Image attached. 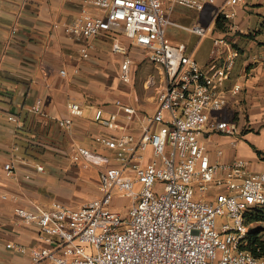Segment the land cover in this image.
Segmentation results:
<instances>
[{"label":"built area","instance_id":"2783aa9c","mask_svg":"<svg viewBox=\"0 0 264 264\" xmlns=\"http://www.w3.org/2000/svg\"><path fill=\"white\" fill-rule=\"evenodd\" d=\"M82 1L100 14L84 11L66 29L92 39L103 31L123 28L163 68L165 84L152 114L142 115L121 101L116 102L119 111L110 116L97 108L95 120L108 128L119 127L120 112L129 121L137 116L140 134L98 135L96 140L113 150L112 156L75 145L73 161L98 168L99 195L78 206L55 201L50 208H16L22 223L39 226L45 245L8 243L7 247L28 252L32 264H264V256L247 247L250 224L246 222L248 213L264 208V173L251 171L244 159L212 161L200 139L205 126L230 135L238 132L235 121L214 115L241 90L239 84L231 89V96L221 90L237 53L232 51L222 64L205 69L187 52L186 44L174 43L168 35L170 26H179L205 36L209 27L185 26L171 14L177 6L203 10L219 0ZM241 1L223 0L214 18L232 17L224 6ZM213 43L217 48L227 42L214 38ZM112 48L124 55L120 78L130 83L133 59L128 47L115 39ZM81 51L89 56L87 47ZM33 109L39 111L40 104ZM69 109L71 115L59 122L67 130L72 129L74 117L83 114L78 103H70ZM8 118L20 122L14 114ZM4 169L7 176L16 175L13 156ZM136 183L142 184L139 191ZM123 191L129 201L117 205V195ZM122 206L127 208L125 213L118 209Z\"/></svg>","mask_w":264,"mask_h":264},{"label":"crops","instance_id":"0c3cea01","mask_svg":"<svg viewBox=\"0 0 264 264\" xmlns=\"http://www.w3.org/2000/svg\"><path fill=\"white\" fill-rule=\"evenodd\" d=\"M238 6L228 10L232 17L221 16L225 28L217 27L215 21L210 36L201 37L178 26L193 35V41L186 43L182 33L171 27L168 32L174 43L186 44L187 52L205 69L222 64L232 51L237 53L221 90L229 96L236 84L241 90L214 115L235 121L238 132L230 135L206 126L200 139L212 161L244 159L251 171L264 173V9L256 8L263 13L250 23L239 18ZM182 8H175L173 15L181 16L173 20L185 26L198 25L184 22L187 18ZM84 11L92 15L101 12L82 0H0V264H32L28 252L8 248V243L45 245L39 226L22 223L16 208H50L55 201L78 206L99 195L98 168H85L80 160L73 161L75 145L112 156L113 150L96 140L98 135L140 134L137 116L129 121L120 112L119 127L108 128L95 120L97 108L110 116L119 111L116 102L121 101L135 106L142 115L151 114L149 110L154 105L156 109L158 93L165 84L163 68L152 62L148 51L133 43L123 28L103 31L92 39L69 32L67 25ZM214 38H224L227 43L216 48ZM115 39L128 47L133 59L131 83L120 78L124 55L113 51ZM84 47L88 48L87 57L81 51ZM72 102L81 105L83 114L74 117L72 129L67 130L59 122L71 115ZM39 104L40 110L35 111L33 107ZM8 114L18 116L19 124L9 120ZM12 156L17 171L10 177L4 166ZM39 165L43 170L37 169ZM58 171L63 173L56 178ZM250 227L264 238V221H254Z\"/></svg>","mask_w":264,"mask_h":264},{"label":"rangeland","instance_id":"374dc122","mask_svg":"<svg viewBox=\"0 0 264 264\" xmlns=\"http://www.w3.org/2000/svg\"><path fill=\"white\" fill-rule=\"evenodd\" d=\"M258 4H261V5H258ZM211 6H213L214 8L211 9V11H209V7L211 8ZM217 7H218L217 5H211V4L206 5L203 10L189 9V8L184 7L181 9L182 11H184V13H183L185 15L184 17L187 18V21L184 20V22L186 24L197 23L198 25H201L204 27H209L207 35L210 36L213 34V32L215 30V21L216 20L213 19V16L216 13ZM231 8L232 7L228 6V5L224 6L225 11L231 10ZM256 8H258V9L263 8L264 9V0H242L238 6L239 18H243L245 20H248V22H250V23L254 22L260 16L259 12L263 13V10L261 11V10H258ZM174 15L171 14L172 19H176L177 18L176 16H181V15H176V14H174ZM170 27L173 28L174 31H177V33H182L181 35L183 37L184 42L190 43V41H193V35L191 33L183 31L178 26H170ZM168 35H169V32H168ZM136 80H137V78H136ZM141 93H143V92H141ZM140 100H141V102H144L143 99L140 98ZM154 110H155V105L152 108H150L149 112L152 114L154 112ZM160 127H161V125L159 124L158 128H160ZM59 173H63V172L58 171L57 174H54L56 178L58 177ZM141 187H142L141 183H136L135 190L139 191L141 189ZM128 201L129 200H128V197H127L125 191L118 193L117 200H116L117 205L128 203ZM118 209L123 213H125L127 211L126 206L119 207Z\"/></svg>","mask_w":264,"mask_h":264},{"label":"trees","instance_id":"16d2710c","mask_svg":"<svg viewBox=\"0 0 264 264\" xmlns=\"http://www.w3.org/2000/svg\"><path fill=\"white\" fill-rule=\"evenodd\" d=\"M216 26L219 28H225V23L221 17L217 18ZM254 221H264V208H259L256 211L247 214L246 222L250 224ZM247 247L254 250L259 255L264 256V238L259 235V232L255 227L249 228ZM258 248L260 249L259 251H257Z\"/></svg>","mask_w":264,"mask_h":264}]
</instances>
